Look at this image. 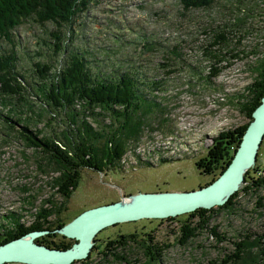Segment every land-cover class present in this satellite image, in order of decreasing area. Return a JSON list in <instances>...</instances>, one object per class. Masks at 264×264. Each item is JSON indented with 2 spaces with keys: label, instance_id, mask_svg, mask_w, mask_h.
I'll return each instance as SVG.
<instances>
[{
  "label": "rangeland",
  "instance_id": "obj_1",
  "mask_svg": "<svg viewBox=\"0 0 264 264\" xmlns=\"http://www.w3.org/2000/svg\"><path fill=\"white\" fill-rule=\"evenodd\" d=\"M222 33L225 42L210 46ZM53 34L65 35L69 49L86 51L95 72L135 70L146 82L162 80L159 89L144 86L143 90L147 97L161 102L165 112L146 116L148 125L137 140L133 136L125 139L124 156L115 168L103 172L83 168L67 202L59 212L47 216L45 225L50 229L35 230L42 232L33 237L35 242L73 240L60 232L62 226L90 207L139 193L195 190L217 177L218 171L208 175L198 170L195 161L206 154L212 136L249 120L240 109L245 100L240 96L246 94L245 86L256 76L253 67L264 58V0H213L207 8L189 10L177 0H94L73 18L71 27L57 32L52 22L39 23L33 17L21 21L12 29V42L0 40V54L14 50L18 70L31 81L36 76L33 62L53 58ZM208 48L224 55L220 73L209 82L204 77L214 60L205 56ZM67 52L59 53L56 66ZM234 53L237 57L231 56ZM169 69L174 71L165 74ZM29 99L35 114L26 107L18 109L33 117L36 128L46 134L64 128L60 120L66 122L64 114L50 121L52 112L48 109L38 118L44 104L34 95ZM162 117L167 120L158 127ZM88 120L98 129L96 122ZM109 120L106 117L103 123ZM162 157L168 161L160 162ZM249 169L254 179L264 178V136ZM57 176L55 166L40 152L14 133L8 134L0 124V239L17 233L19 224L27 227L42 222L37 215L41 208L50 207L48 200L54 204L61 201L56 193ZM244 185L231 195L236 194L228 209L212 212L206 229L184 244L178 237L185 214L172 220L140 219L106 227L97 233L96 243L101 246L121 234H136L140 239L150 234L157 245L165 247L155 264H234L237 243L264 242V188L249 185L244 190ZM213 228L220 240L210 234ZM129 244L131 264L142 263L145 258L139 244ZM257 248L249 246L250 253H256ZM100 251L92 252L89 264H124L112 259L104 262Z\"/></svg>",
  "mask_w": 264,
  "mask_h": 264
},
{
  "label": "trees",
  "instance_id": "obj_2",
  "mask_svg": "<svg viewBox=\"0 0 264 264\" xmlns=\"http://www.w3.org/2000/svg\"><path fill=\"white\" fill-rule=\"evenodd\" d=\"M92 1L94 0H0V40L5 39L12 42V29L29 17H33L39 23L47 21L54 23L56 32L61 27H71L73 18L86 11ZM177 1L184 10H189L207 8L213 0ZM53 37L55 39L53 58L51 56L52 60L46 62L43 60L33 62L36 76L31 81L18 70V55L14 50L0 54V124L8 131V134L14 133L26 146L40 152L49 164L55 166V171L58 172L55 181L56 193L62 199L58 204L48 200L50 207L41 208L37 215V219L42 218V222L38 220L37 224L27 227L19 224L20 228L16 229L19 232L8 233L0 239V244L23 236L32 230L50 229L49 225H45L48 223L47 216L59 212L67 202L78 186L81 170L90 168L103 172L106 168L116 166L124 156L125 139L133 136L137 140L143 127L148 125L146 116L151 113L158 115L165 112L161 102L147 97L143 90L144 86L150 90L159 89L162 80L153 79L146 82L138 78V72L135 70L122 71L118 74L117 71L95 72L92 70L93 65L87 58L86 51L81 52L75 48L66 47L65 35L62 37L60 34H53ZM225 40V34L222 33L210 46L221 41L225 42ZM148 47L151 48V46ZM65 49L68 51L67 54L60 65L56 66L61 59H58L59 53H64ZM173 51L175 55H178L176 49ZM219 53L211 48L204 51L206 57L214 60L204 77L207 82L221 71L222 66L219 63L224 55ZM37 54L40 55L41 52ZM231 56L237 57V54L234 53ZM253 69L256 76L250 84L245 86L246 94L240 96L245 97L240 109L244 110L249 120L243 125L222 130L211 137V144L207 147L206 154L195 161L197 169L204 174L209 175L218 171L219 175L226 169L252 119V111L260 104L264 96V58ZM173 71L169 69L164 73L169 74ZM30 95H34L44 104L36 114L38 118L48 109L52 112L49 117L50 121L55 120L61 113L64 114L66 122L60 119L65 123L60 132L43 133L41 128H36L32 123L35 120L31 115H24L22 110L18 109L26 107L28 111L35 114L34 104L29 99ZM106 117L110 120L109 123L104 124L103 120ZM88 119L96 122L98 129L93 127ZM166 120L162 117L158 127L162 126ZM150 128L154 129V127ZM160 160L162 163L168 161L163 157ZM216 178L215 176L211 182ZM243 183H245L242 188L244 190L249 188V185L264 188V178L254 179L250 169L245 172ZM233 196L217 208H198L185 214L187 216L185 220L180 221L179 243H186L206 229L207 221L212 216L211 213L219 208L228 209L232 204ZM209 232L216 237V240H220L214 228ZM145 236L140 239L136 234H121L107 239L100 246L96 243L98 241L96 235L93 239L95 244L89 256L71 264H89L92 252L96 249L101 250L104 262L112 259L131 264L132 262L127 258L130 241L138 243L142 249L145 260L140 264H155L160 260L165 247L157 245L150 234H145ZM36 241L39 244L46 243L48 247L61 250L69 248L74 242V240L69 242ZM257 243H237L236 253L232 256L233 263L264 264V242ZM252 245L258 247L256 253H250L251 247L249 249V246Z\"/></svg>",
  "mask_w": 264,
  "mask_h": 264
},
{
  "label": "water",
  "instance_id": "obj_3",
  "mask_svg": "<svg viewBox=\"0 0 264 264\" xmlns=\"http://www.w3.org/2000/svg\"><path fill=\"white\" fill-rule=\"evenodd\" d=\"M251 121L233 152L230 163L215 180L191 191L139 193L126 201L99 205L78 214L62 226L60 232L74 243L61 250L34 244L25 236L0 244V264H71L89 256L96 234L107 226L139 219H164L191 213L198 208L211 209L226 203L243 183V174L256 161L257 150L264 136V96L252 111ZM32 231L27 236L39 235Z\"/></svg>",
  "mask_w": 264,
  "mask_h": 264
},
{
  "label": "bare ground",
  "instance_id": "obj_4",
  "mask_svg": "<svg viewBox=\"0 0 264 264\" xmlns=\"http://www.w3.org/2000/svg\"><path fill=\"white\" fill-rule=\"evenodd\" d=\"M259 146H260V144H259ZM257 151H258V150H257ZM256 157H257V156H256ZM250 167H251V166H250ZM250 167H249V168H250ZM247 169H248V168L245 169V172L247 171ZM245 172H244V174H245ZM244 174H243V176H244ZM190 191H191V190H190ZM136 195H137V194H136ZM134 197H135V196H134ZM122 199H123V198H122ZM122 199H121V200H122ZM124 199H125L126 201L130 202V200H128V199H126V198H124ZM124 199H123V200H124ZM228 199H229V198H228ZM121 200H120V201H121ZM120 201L115 202V203H119ZM131 201H133V199H132ZM121 202H122V201H121ZM226 202H227V201H226ZM113 203H114V202H113ZM119 204H121V203H119ZM103 205H104V204H103ZM215 207H217V206H215ZM90 208H92V207H90ZM90 208H88V209H90ZM85 210H87V209H85ZM85 210H84V211H85ZM84 211H82V212H84ZM82 212H81V213H82ZM79 214H80V213H79ZM168 218H169V217H168ZM166 219H167V218H166ZM139 220H140V219H139ZM135 221H136V220H135ZM118 224H119V223H118ZM115 225H116V224H115ZM113 226H114V225H113ZM107 227H111V226H107ZM105 228H106V227H105ZM103 229H104V228H103ZM103 229H102V230H103ZM34 231H35V230H34ZM30 232H32V231H30ZM30 232H28V233H26L25 235H23V236H25L24 238H25V239H31L32 243L37 244V242H35L34 239H33L31 236H27ZM99 232H100V231H99ZM96 235H97V234H96ZM38 244H39V243H38ZM42 245H43V244H42ZM45 246H46V245H45ZM56 249H57V248H56ZM25 264H26V263H25Z\"/></svg>",
  "mask_w": 264,
  "mask_h": 264
}]
</instances>
